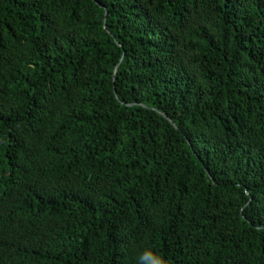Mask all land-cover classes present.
<instances>
[{
	"label": "trees",
	"instance_id": "trees-1",
	"mask_svg": "<svg viewBox=\"0 0 264 264\" xmlns=\"http://www.w3.org/2000/svg\"><path fill=\"white\" fill-rule=\"evenodd\" d=\"M145 248L264 264V0H0V264Z\"/></svg>",
	"mask_w": 264,
	"mask_h": 264
},
{
	"label": "clouds",
	"instance_id": "clouds-1",
	"mask_svg": "<svg viewBox=\"0 0 264 264\" xmlns=\"http://www.w3.org/2000/svg\"><path fill=\"white\" fill-rule=\"evenodd\" d=\"M135 264H169V261L163 255L145 248L138 252L135 257Z\"/></svg>",
	"mask_w": 264,
	"mask_h": 264
},
{
	"label": "water",
	"instance_id": "water-1",
	"mask_svg": "<svg viewBox=\"0 0 264 264\" xmlns=\"http://www.w3.org/2000/svg\"><path fill=\"white\" fill-rule=\"evenodd\" d=\"M166 117V116H165Z\"/></svg>",
	"mask_w": 264,
	"mask_h": 264
}]
</instances>
